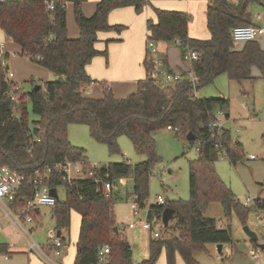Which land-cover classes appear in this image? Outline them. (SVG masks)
<instances>
[{"label":"trees","instance_id":"1","mask_svg":"<svg viewBox=\"0 0 264 264\" xmlns=\"http://www.w3.org/2000/svg\"><path fill=\"white\" fill-rule=\"evenodd\" d=\"M84 1H57L51 14L45 11L43 0H6L0 3V30L19 48L18 53L22 57L44 67L56 77L46 82L44 88L34 89L35 85L30 92L22 93L15 90L13 81L6 80V69L0 67V165L24 176L18 194L23 201L33 196L29 178L37 171L65 160H85L84 151L70 145L67 140L69 124L86 125L90 137L95 142L104 143L111 154L118 152L117 138L126 136L134 152L144 157L133 165V195L143 208L144 198L149 194V175L159 159L155 150V134L171 126L177 128L175 132H179L181 138L185 136L186 140L187 133L192 132L196 139L186 141L189 145L199 144V151L197 158L189 161L188 200L162 206L153 204L147 215L150 219L152 212L159 216L165 207L172 208L180 233L170 239H150L149 257L137 264H155L163 249L166 264H175V253L185 264H195L192 250L204 244L230 242L226 227L205 216L204 210L214 202L221 204L225 216L232 209L242 216L245 209L235 202L232 192L219 179L211 164L216 140L211 137L208 124L215 109L221 108L227 100L193 98L189 83L162 84L148 75L138 80L136 91L125 98L114 97L106 82H101V98L86 96L84 88L96 82L87 74L86 67L94 57L106 56V50L95 48L98 33H119L124 28L108 23L109 12L132 7L140 13L147 1L99 0L89 17L81 11ZM66 2L73 5L74 21L79 30L76 39L67 36ZM249 4L264 7V0H209L205 21L210 36L206 40L188 36L187 13L151 6L155 19L146 20L147 39L165 44L177 38L197 51L198 58L192 62L197 77L196 90L212 83L221 74L234 81L252 79V68L264 77V49L258 41H247L240 48H235L230 38L232 27L251 24L250 12L246 10ZM111 41L106 40L105 45ZM142 65L146 72L150 69L146 57ZM10 95L19 98L12 101ZM29 109L34 119H29ZM229 141V132L224 130L219 142L228 159L235 163L241 150L236 142H232L233 147H230ZM129 169L126 162L98 165L97 176L113 183L126 176ZM61 177V174L51 171L48 180L43 182L50 187L61 184L66 187L65 201L57 199L51 208L56 232L69 228L71 210L80 216L74 264H98L97 251L103 245L110 247L111 264H132L131 246L115 226L114 195L103 197L91 179H74L66 183L61 181ZM39 216L40 212L35 213V223ZM4 250L5 245L0 244V252Z\"/></svg>","mask_w":264,"mask_h":264},{"label":"rangeland","instance_id":"2","mask_svg":"<svg viewBox=\"0 0 264 264\" xmlns=\"http://www.w3.org/2000/svg\"><path fill=\"white\" fill-rule=\"evenodd\" d=\"M99 0H85L81 4V11L84 16L89 17L94 12L96 3ZM147 7L134 17L126 13L124 8L116 11V17H112L109 24L124 26L119 32H109V36L104 33L98 34V42L95 48L99 51L106 50V56L98 55L90 62V77H95V84L90 85V94L84 93L98 99L102 96V82L110 87L112 94L116 98H125L128 94L136 91L137 80L143 77L142 61L146 57L144 44L147 36L144 33L145 21L148 18L154 19L151 6L171 7L174 11L185 12L189 16L193 35L198 37L208 36V30L203 18V9L208 0H146ZM151 9V10H150ZM250 12L251 24L264 28V7L258 4H249L246 8ZM66 30L67 36L71 39L79 37V30L74 21L73 5L65 3ZM130 14V15H129ZM141 14V15H140ZM257 15L261 19H257ZM111 18V17H110ZM207 32V34H206ZM108 38H116L119 41L108 42ZM203 40V39H202ZM264 49V35L255 39ZM0 43L3 44L4 58H0V67L8 64V70L13 73L10 79L16 82L22 92L28 93L33 86L38 85L44 88L46 82L54 80L55 75L49 70L31 63L18 52V47L12 43L0 30ZM173 44L172 42H169ZM235 48L241 47V43H233ZM160 48L159 44H155ZM174 45V44H173ZM157 67L165 70L162 63V54L158 49L156 56ZM184 66L188 63L182 62ZM88 65V66H89ZM92 67V69H91ZM128 73V74H127ZM252 79L242 81L230 80L226 75L217 76L212 83L198 88L196 96L198 98H222L227 103L221 108H216L215 112L222 113L223 128L229 132L230 141L228 145L233 147V143H238L241 155L232 163L227 154L219 148L211 152L212 166L219 179L226 185L234 196L235 202L243 207L240 198L261 197L264 190V77L256 69L252 68ZM129 82L132 90L115 89L117 82ZM129 91V92H127ZM29 119H34L30 109ZM178 133V134H177ZM162 130L155 134V150L158 162L152 167L149 175V194L143 203H153L157 195L165 200L166 204L175 201H186L189 198V161L197 158L195 144L189 143L179 136V132ZM184 135V133H183ZM67 140L70 145L81 148L84 151V158L89 164L107 165L109 163L126 162L129 172L126 176L113 181V212L115 216V226L122 234L123 240L127 241L132 250L131 261L138 263L149 257V241L155 240L153 233L159 231V239H170L179 235L180 229L176 224L175 216L169 221L166 231L161 225V217L151 213L149 220L151 228L141 227L139 220L146 218V206L139 209L138 216H133L130 205L133 202V165L144 160L134 152L130 140L126 136H119L116 140L118 152L109 153L104 143L95 142L89 133L86 125L69 124L67 127ZM233 142V143H232ZM253 155L255 158L250 159ZM57 199L62 202L66 198V187L61 184L56 187ZM242 211L239 216L235 209H232L228 216L223 213L220 203H211L205 210L204 215L216 220L217 224L226 227L230 226V242L223 244L218 252L215 244H204L198 249L191 251L195 264H257L249 254L254 244L243 232V226H247L255 232L258 241L264 240V229L256 219L254 210L250 207ZM240 209V208H239ZM242 209V208H241ZM129 223L135 224L132 229L121 227ZM80 216L75 210L70 212V225L68 229L61 230L63 246L61 256L62 264H74L76 254V242L78 238ZM30 227V226H29ZM30 238L36 244H46L48 232L55 230V221L51 215L50 207H40V216L36 223L31 226ZM0 244L5 245V250L0 252V264H40L39 257L33 252L29 253L28 244L21 236L20 231L13 226L6 218L0 214ZM9 249V250H8ZM5 255L9 257L4 258ZM220 260H216V257ZM260 259L264 264V253L260 254ZM155 264H166V253L163 249L159 254ZM175 264H185L178 253H175ZM262 264V263H261Z\"/></svg>","mask_w":264,"mask_h":264},{"label":"built area","instance_id":"3","mask_svg":"<svg viewBox=\"0 0 264 264\" xmlns=\"http://www.w3.org/2000/svg\"><path fill=\"white\" fill-rule=\"evenodd\" d=\"M4 1L6 0H0V3H3ZM57 1L63 2V0H43L45 11L51 14L54 10L55 2ZM257 19L260 20L261 16L257 15ZM261 35H264V28L255 24L234 26L230 31L232 43L244 44L247 41L255 40ZM171 42L179 48L181 58L189 64V67L184 70V73L160 70L157 67L158 60L153 57L158 53V49L155 45L156 43L152 40L146 39V59L150 63V69L147 71V75L152 80L162 84H176L185 81L191 86L192 97L196 98L197 77L193 72L192 62L197 60L198 53L177 38H174ZM3 48V44L0 43V58H4L5 52L3 51ZM12 77L13 73L7 69L5 71L6 80L9 82ZM14 88L17 91L21 90L17 83H14ZM89 92L90 86L84 88L85 94ZM18 98L19 96L10 95V100L12 101H17ZM219 112L214 111L213 117L208 126L211 131V137L216 140V143L214 144L215 148H219L224 151L219 142L225 130L222 124V118H224V115ZM165 129L171 131L177 130V128L171 126H166ZM37 141L39 142V139H37ZM195 151H199V144L195 147ZM249 158L254 159L255 157L251 155ZM97 168L98 165H91L86 160H65L62 163L53 164L51 168H46L40 172L37 171L33 177L29 178V185L33 189V196L29 199L24 198L22 201L23 197L19 198L18 194L23 186L24 176L12 170L8 166L0 165V214L20 231L21 236L28 244L29 253L33 252L36 254L42 264H61V262L58 261V258L61 255L60 249L63 246L62 238L57 236L56 230L48 232V239L44 245L36 244L30 238L31 226L35 224V213L40 212L41 206L52 208L57 201V199L50 194V189L55 188L56 190V187H50L47 183L43 182V180H48L51 175V171L61 174V181L66 183H70L74 179H91L97 184V187L103 197H110L112 196L113 183L99 178L97 176ZM132 196L133 202L130 205V209L133 216L136 217L138 216L139 209L142 208H140L139 204L135 201V196L133 194ZM239 202L243 207H250L254 210L256 219L258 220L260 226L264 229V192L261 197L240 198ZM153 204L162 206L165 204V200L162 196L157 195L153 203L148 204V206H146L145 203L144 207L146 206V218L144 220H139L141 227L144 229L151 228L147 215L150 210L149 207ZM134 227L135 224L129 223L127 226L123 225L121 229H132ZM153 237L155 239L159 238V231L154 232ZM250 242L254 244L255 248H252L249 256L256 260L257 264H263V261H261L259 256L261 253H264V248H261L260 246L264 245V240H250ZM8 257V255L4 256L5 259ZM216 260H220V258L217 256ZM97 263L111 264L110 247L108 245H103L98 249Z\"/></svg>","mask_w":264,"mask_h":264},{"label":"crops","instance_id":"4","mask_svg":"<svg viewBox=\"0 0 264 264\" xmlns=\"http://www.w3.org/2000/svg\"><path fill=\"white\" fill-rule=\"evenodd\" d=\"M187 1V0H185ZM209 1V0H208ZM208 1L206 2L205 6H204V9H203V18H205V9H206V5L208 3ZM97 4V3H96ZM96 6V5H95ZM145 8L147 7V5L144 6ZM160 8L159 9H163V10H169V9H176V8H171V7H164V6H159ZM157 8V7H156ZM95 9V8H94ZM123 8H120V9H115V10H111L108 14V21L110 23H114V22H117V21H112V17H116L117 15L114 16V14L116 13V11H120L122 10ZM124 10L125 12L128 14L130 13L132 15L133 20L135 21L136 17L133 15V12L136 13L134 11V9L132 7H124ZM151 10V9H150ZM153 16H154V13L153 11L151 10ZM117 14V13H116ZM129 14V15H130ZM136 14H139V13H136ZM141 15V14H140ZM91 16V15H90ZM111 17V18H110ZM149 19V18H148ZM154 19H155V16H154ZM153 19V20H154ZM147 20V19H146ZM252 23V22H251ZM145 24H146V21H145ZM111 25H114V24H111ZM116 25V24H115ZM118 25V24H117ZM205 25H206V21H205ZM124 27V26H123ZM109 32L111 31H108V32H101V33H104V34H107L108 36L110 35ZM115 32V31H113ZM144 33L146 34L147 36V31H146V26H145V30H144ZM187 33H188V36L190 38H196V39H203V40H206L209 38V32H208V36H201V37H198L196 35H193L192 34V31H191V27H190V23H188L187 25ZM99 34V33H98ZM207 34V32H206ZM113 40L111 42H114V41H119L118 39L116 38H108L107 40ZM97 43V42H96ZM158 44V43H156ZM243 44V43H241ZM107 45V43H106ZM160 48L158 47L157 49H159L161 51V54H162V63H164V66L166 67L165 70L167 71H171V72H181V73H184V70H186L188 67H189V64L187 66H184V64L182 62H185L182 58H181V55H180V50L178 47H176L175 45L171 44V43H165V44H159ZM240 48V47H239ZM144 50H145V44H144ZM18 51H19V48H18ZM6 56V55H5ZM186 63V62H185ZM90 64V63H89ZM143 67V66H142ZM92 69V67H91ZM144 71H143V77L141 79H144L147 75V72L145 70V68L143 67ZM90 70V65L86 67V71H87V74H88V71ZM252 71V70H251ZM128 74V73H127ZM89 75V74H88ZM90 76V75H89ZM251 76H252V73H251ZM254 77V76H253ZM91 79H95L97 80L95 77H90ZM138 81V80H137ZM137 81L134 80V82L136 83ZM102 82V81H101ZM16 83V82H14ZM129 82L127 81H123V82H117L116 85H115V89H119V90H123L124 92L126 90H132V88L129 86L128 84ZM91 92V90H90ZM89 92V94H90ZM129 92V91H127ZM90 97V95H89ZM6 249V248H5ZM9 250V249H8ZM60 252H61V249H60ZM61 256V255H60ZM59 256V257H60ZM58 261H60V259L58 258ZM40 264L41 263V260L39 262ZM62 264V262H61Z\"/></svg>","mask_w":264,"mask_h":264},{"label":"water","instance_id":"5","mask_svg":"<svg viewBox=\"0 0 264 264\" xmlns=\"http://www.w3.org/2000/svg\"><path fill=\"white\" fill-rule=\"evenodd\" d=\"M261 6V4H260ZM5 69L7 70L8 69V64L5 65ZM38 85H36L34 87V89H38ZM196 137L193 135L192 132H188L187 135H186V140L187 141H192V140H195ZM50 194L57 199V193H56V190L55 188H51L50 189ZM37 211V210H36ZM175 214H174V210L170 207H165L162 212H161V222H162V225H163V228H164V231H166L167 229V226H168V223L170 220H172L174 218ZM115 232H117V228L114 227L113 228ZM226 230L227 232L229 233V235L231 234V230H230V226L227 225L226 226ZM243 232L247 235V237L252 240V241H255L257 240V236L255 234V232L251 231L247 226H243ZM57 236L59 237L60 236V231H57ZM261 248H264V245H260ZM216 248H217V251L220 252L221 251V248H222V245L221 244H217L216 245Z\"/></svg>","mask_w":264,"mask_h":264}]
</instances>
